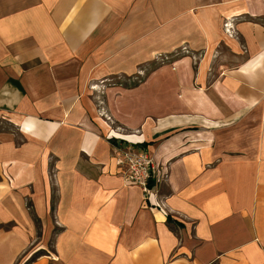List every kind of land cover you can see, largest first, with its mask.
I'll use <instances>...</instances> for the list:
<instances>
[{
  "label": "crops",
  "instance_id": "1",
  "mask_svg": "<svg viewBox=\"0 0 264 264\" xmlns=\"http://www.w3.org/2000/svg\"><path fill=\"white\" fill-rule=\"evenodd\" d=\"M0 264H264V0H0Z\"/></svg>",
  "mask_w": 264,
  "mask_h": 264
},
{
  "label": "built area",
  "instance_id": "2",
  "mask_svg": "<svg viewBox=\"0 0 264 264\" xmlns=\"http://www.w3.org/2000/svg\"><path fill=\"white\" fill-rule=\"evenodd\" d=\"M227 31L233 28L231 22L225 24ZM108 139L114 141L117 160L125 166L124 178L128 185L139 186L144 192L145 200L152 208H159L166 215L168 210L158 197V185L163 179L152 155L139 148L141 142L109 133ZM166 178V174L164 175Z\"/></svg>",
  "mask_w": 264,
  "mask_h": 264
},
{
  "label": "rangeland",
  "instance_id": "3",
  "mask_svg": "<svg viewBox=\"0 0 264 264\" xmlns=\"http://www.w3.org/2000/svg\"><path fill=\"white\" fill-rule=\"evenodd\" d=\"M233 24V23H232ZM233 29H234V26L233 28L228 31L230 34L233 33ZM227 30V29H226ZM184 52V51H183ZM188 53H191L190 51H187L185 52L184 54H188ZM181 54V51L179 52H176V53H165V54H158L156 57H155V60H154V63H152L150 66H149V71L151 69H153L154 67H156L157 65H160V64H170L172 63L173 59L177 56H180ZM144 74L146 73L145 71H143ZM143 76V75H141ZM140 75L138 76H134V77H131L130 80L128 81V84H135V83H139L140 81H142L143 77H141ZM123 78H117V79H114V81H120L122 80ZM113 80L111 82H114ZM106 83H110V82H106ZM109 135V134H108ZM108 137V136H107ZM131 140V139H130Z\"/></svg>",
  "mask_w": 264,
  "mask_h": 264
},
{
  "label": "trees",
  "instance_id": "4",
  "mask_svg": "<svg viewBox=\"0 0 264 264\" xmlns=\"http://www.w3.org/2000/svg\"><path fill=\"white\" fill-rule=\"evenodd\" d=\"M134 85H137V83H135Z\"/></svg>",
  "mask_w": 264,
  "mask_h": 264
}]
</instances>
